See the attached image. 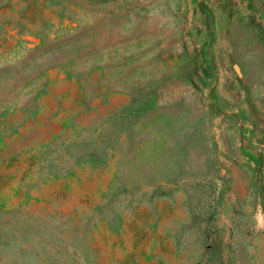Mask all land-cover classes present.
<instances>
[{"label": "rangeland", "instance_id": "1", "mask_svg": "<svg viewBox=\"0 0 264 264\" xmlns=\"http://www.w3.org/2000/svg\"><path fill=\"white\" fill-rule=\"evenodd\" d=\"M0 264H264V0H0Z\"/></svg>", "mask_w": 264, "mask_h": 264}]
</instances>
